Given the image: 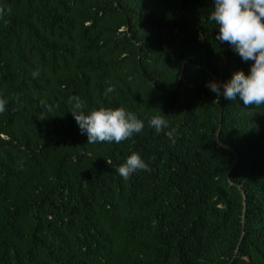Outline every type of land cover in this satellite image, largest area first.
<instances>
[{
    "label": "trees",
    "instance_id": "trees-1",
    "mask_svg": "<svg viewBox=\"0 0 264 264\" xmlns=\"http://www.w3.org/2000/svg\"><path fill=\"white\" fill-rule=\"evenodd\" d=\"M213 10L0 0V264H264V105L206 86L252 63L216 40ZM73 97L86 110L124 106L144 130L89 144ZM155 115L169 127H150ZM134 152L149 170L125 181L116 169ZM231 180L248 204L238 252L244 205Z\"/></svg>",
    "mask_w": 264,
    "mask_h": 264
},
{
    "label": "clouds",
    "instance_id": "clouds-1",
    "mask_svg": "<svg viewBox=\"0 0 264 264\" xmlns=\"http://www.w3.org/2000/svg\"><path fill=\"white\" fill-rule=\"evenodd\" d=\"M214 10L210 20L217 25L216 40L227 43L245 62L252 61L250 70L236 71L229 80L212 81L206 86L217 98L229 101L239 99L245 107L264 105V0H213ZM33 77L39 75L32 73ZM107 87L105 95L114 92ZM7 101L0 99V113L5 111ZM71 113L87 143H120L143 132L145 123L124 106H99L86 110L79 97L71 98ZM51 111V108H48ZM149 126L156 132L169 127L161 115L153 116ZM149 165L140 153L134 152L116 169L126 181L137 171H148Z\"/></svg>",
    "mask_w": 264,
    "mask_h": 264
},
{
    "label": "water",
    "instance_id": "water-1",
    "mask_svg": "<svg viewBox=\"0 0 264 264\" xmlns=\"http://www.w3.org/2000/svg\"><path fill=\"white\" fill-rule=\"evenodd\" d=\"M183 71H184V69H183ZM215 77H216L217 79H219L220 81H222V83L225 82V80H224L223 78H220V77L217 76V75H215ZM221 130H222V125H221V128H220V130L218 131V134H217V139H218L219 143H220L222 146H224V147H226V148H229V149L235 151V148H233L232 146L226 144L224 141L221 140V138H220ZM238 158H239V155H238V153H236L235 161H234V163H233V165H232V167H231V170H230V172H229L230 176H231V171H232V169H233V168L237 165V163H238ZM231 182H232V185H235V184H236L237 186L240 187V189H241V193H242V195H243V205H244V208H243V217H242V222H243V233H242V237H241V239H240V242H239V245H238V248H237V252H238L239 249H240L241 242H242V240H243V238H244V235H245L246 215H247V207H248V204H247L246 190H245L244 186H243L241 183H236V182H234L233 180H231Z\"/></svg>",
    "mask_w": 264,
    "mask_h": 264
}]
</instances>
